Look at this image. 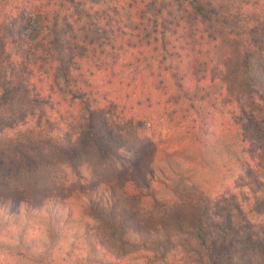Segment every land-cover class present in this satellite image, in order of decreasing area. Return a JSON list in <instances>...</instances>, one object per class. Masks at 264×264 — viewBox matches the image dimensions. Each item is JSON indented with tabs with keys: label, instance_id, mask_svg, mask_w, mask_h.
I'll list each match as a JSON object with an SVG mask.
<instances>
[{
	"label": "trees",
	"instance_id": "16d2710c",
	"mask_svg": "<svg viewBox=\"0 0 264 264\" xmlns=\"http://www.w3.org/2000/svg\"><path fill=\"white\" fill-rule=\"evenodd\" d=\"M260 1L232 25L205 0H0V119L11 102H30L41 110L38 131L49 133L16 144L0 136V237L13 242L2 250L53 264L74 227L105 260L102 236L161 249L155 239L170 228L189 237L192 264L221 263L239 247L264 251L262 230L236 243L209 230L223 176L264 182ZM57 163L67 166L62 179L33 178ZM238 202L259 220L264 194L249 188ZM152 209L171 215L167 225L145 223ZM37 235L46 241L39 254L29 239Z\"/></svg>",
	"mask_w": 264,
	"mask_h": 264
},
{
	"label": "rangeland",
	"instance_id": "374dc122",
	"mask_svg": "<svg viewBox=\"0 0 264 264\" xmlns=\"http://www.w3.org/2000/svg\"><path fill=\"white\" fill-rule=\"evenodd\" d=\"M205 1H211L216 6L218 4L220 8L223 6L224 12L227 11L232 15V25L237 24L238 21L242 20L244 14L247 13L248 10L246 11V9L248 7H244L245 3L248 2L249 5H253L261 2L260 0ZM162 3L166 9L173 8V10H177L178 6L172 1H165ZM261 12H263L264 16V9ZM5 38L3 29L0 27V51L5 44ZM4 110L5 112L1 114L2 118L0 119V136L3 138V141L14 142L13 144H16L17 141L21 139L27 141L29 137H35L34 135H38V137L42 136L40 140H46L45 137L49 133H44L43 131L40 133L41 130L38 131L37 129L39 112L41 110L34 109L32 103L21 102L18 104L17 102H11ZM147 132L148 131H143L142 135L150 139L151 133ZM154 132L156 133L155 135L161 134V126L154 123ZM11 138L13 140H11ZM62 144H64V142H62ZM43 148L46 147L43 146ZM50 151L49 149V158L47 157V161L49 162L52 160ZM51 162H53V160ZM57 164L58 167H53V170L50 164L45 169L41 168V170H39L38 168L37 172L34 170L32 172L33 178L50 179L52 176L51 174H57L60 175L62 179L65 176V171H67V166L63 163ZM249 188L256 189L257 195L261 197L264 194V182L262 178L260 176H255L254 178L246 179L238 173H231L228 176H223L216 186H213V216L209 220V222H211V224L209 223V230L219 241L236 243L241 240L245 234L250 232L262 230V233H264V206L258 211L261 214L257 221L249 220V216L248 218L243 217L236 211L235 204L239 203L238 201L240 199H243L248 193ZM242 210L246 212V207L242 206ZM170 216L171 215L159 212L156 209H152V211L148 212V215L142 214L145 223L147 221L146 218L149 217L148 222H150V220L154 223L159 222L156 223L158 225H167V222L164 221H168L167 219H169L168 217ZM68 229H70V231L64 234L58 247L50 254L53 259V264H94L95 261H101L104 262V264H163L157 260L160 256H163V258L167 256L174 264H192V253L190 251L192 250V242L189 240V237L183 233L173 231L172 228L167 232L164 231V233H160L158 239H155L158 240L159 245L163 247L161 249H158L156 246L158 244L155 245L154 243H149V246L147 245L146 248L126 246L114 242L107 235L102 236L99 238L103 248L100 252L104 250L111 255L107 260L101 257L99 253L98 256L90 254L88 244L93 241L91 237L87 236L84 239L82 231L79 232V230L74 227ZM260 236L262 237V235H258V239ZM29 239L33 240L31 242V247L36 248L35 252L38 254L41 253L42 243L46 244L43 236L41 238L37 235L35 238ZM12 243L13 242L9 240H5L4 237H0V264H32L21 258L11 256L2 250L7 245L11 246ZM218 264H264V251H249V249L246 250L245 248L239 247L236 252L231 256L225 257L221 263Z\"/></svg>",
	"mask_w": 264,
	"mask_h": 264
}]
</instances>
